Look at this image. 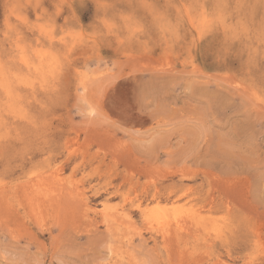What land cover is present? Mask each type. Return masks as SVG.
Returning a JSON list of instances; mask_svg holds the SVG:
<instances>
[{
	"label": "rangeland",
	"instance_id": "374dc122",
	"mask_svg": "<svg viewBox=\"0 0 264 264\" xmlns=\"http://www.w3.org/2000/svg\"><path fill=\"white\" fill-rule=\"evenodd\" d=\"M0 264H264V0H0Z\"/></svg>",
	"mask_w": 264,
	"mask_h": 264
},
{
	"label": "bare ground",
	"instance_id": "6f19581e",
	"mask_svg": "<svg viewBox=\"0 0 264 264\" xmlns=\"http://www.w3.org/2000/svg\"><path fill=\"white\" fill-rule=\"evenodd\" d=\"M176 223V222H175ZM180 223V222H179ZM186 223V222H185ZM125 224V223H124ZM181 225V224H180ZM182 226V225H181ZM187 228V227H186ZM140 236V235H139ZM140 238V237H139ZM142 240V239H141Z\"/></svg>",
	"mask_w": 264,
	"mask_h": 264
}]
</instances>
